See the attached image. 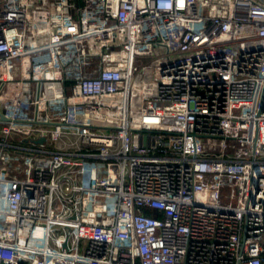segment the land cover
<instances>
[{
	"label": "built area",
	"instance_id": "1",
	"mask_svg": "<svg viewBox=\"0 0 264 264\" xmlns=\"http://www.w3.org/2000/svg\"><path fill=\"white\" fill-rule=\"evenodd\" d=\"M0 264H264V0H0Z\"/></svg>",
	"mask_w": 264,
	"mask_h": 264
},
{
	"label": "trees",
	"instance_id": "2",
	"mask_svg": "<svg viewBox=\"0 0 264 264\" xmlns=\"http://www.w3.org/2000/svg\"><path fill=\"white\" fill-rule=\"evenodd\" d=\"M74 2L76 3V4H81V2H82V0H74ZM147 212H149V213H155V211L154 210H152V209H145Z\"/></svg>",
	"mask_w": 264,
	"mask_h": 264
},
{
	"label": "water",
	"instance_id": "3",
	"mask_svg": "<svg viewBox=\"0 0 264 264\" xmlns=\"http://www.w3.org/2000/svg\"><path fill=\"white\" fill-rule=\"evenodd\" d=\"M43 140H44L43 137H39V138H37L35 141H37V142H42ZM21 263H23V262L21 261Z\"/></svg>",
	"mask_w": 264,
	"mask_h": 264
}]
</instances>
